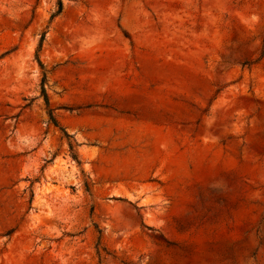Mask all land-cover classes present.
<instances>
[{"label":"rangeland","instance_id":"1","mask_svg":"<svg viewBox=\"0 0 264 264\" xmlns=\"http://www.w3.org/2000/svg\"><path fill=\"white\" fill-rule=\"evenodd\" d=\"M0 264H264V0H0Z\"/></svg>","mask_w":264,"mask_h":264},{"label":"trees","instance_id":"2","mask_svg":"<svg viewBox=\"0 0 264 264\" xmlns=\"http://www.w3.org/2000/svg\"><path fill=\"white\" fill-rule=\"evenodd\" d=\"M60 11H61V3L58 4V10H57V12L55 13V15H53V17L56 16V15H58V14L60 13ZM44 99H45V103H46V105H47V104H48V101H47V98H46V95H45V94H44ZM49 117H50V120H51L53 123H55V122H54V118H53L51 112H49Z\"/></svg>","mask_w":264,"mask_h":264}]
</instances>
